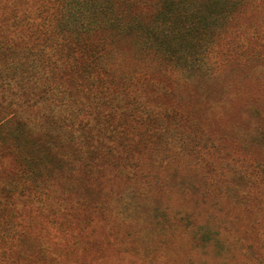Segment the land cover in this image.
I'll return each instance as SVG.
<instances>
[{
    "label": "trees",
    "instance_id": "1",
    "mask_svg": "<svg viewBox=\"0 0 264 264\" xmlns=\"http://www.w3.org/2000/svg\"><path fill=\"white\" fill-rule=\"evenodd\" d=\"M0 93V264H264V0H0Z\"/></svg>",
    "mask_w": 264,
    "mask_h": 264
},
{
    "label": "rangeland",
    "instance_id": "2",
    "mask_svg": "<svg viewBox=\"0 0 264 264\" xmlns=\"http://www.w3.org/2000/svg\"><path fill=\"white\" fill-rule=\"evenodd\" d=\"M22 101V100H21ZM12 102L14 103V108H17L18 106H19V104H17V102L14 100V99H10V97H5V96H3L1 93H0V103H2L3 105H5V106H10L11 104H12ZM20 101H18V103H19ZM151 215V214H150ZM152 218H155V215L153 214V215H151V219ZM147 222H148V220H146ZM142 226H143V228H147V224L146 223H142L141 224ZM146 230H148V229H146ZM150 230V234H155V232H152L151 231V229H149ZM148 230V231H149ZM258 255V254H257ZM255 258V257H254Z\"/></svg>",
    "mask_w": 264,
    "mask_h": 264
}]
</instances>
